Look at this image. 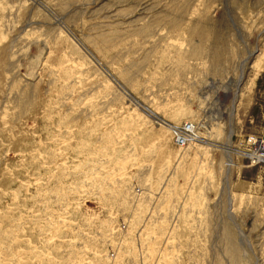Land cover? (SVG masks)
<instances>
[{
  "label": "rangeland",
  "instance_id": "obj_1",
  "mask_svg": "<svg viewBox=\"0 0 264 264\" xmlns=\"http://www.w3.org/2000/svg\"><path fill=\"white\" fill-rule=\"evenodd\" d=\"M257 149L264 0H0V264H264Z\"/></svg>",
  "mask_w": 264,
  "mask_h": 264
},
{
  "label": "bare ground",
  "instance_id": "obj_2",
  "mask_svg": "<svg viewBox=\"0 0 264 264\" xmlns=\"http://www.w3.org/2000/svg\"><path fill=\"white\" fill-rule=\"evenodd\" d=\"M149 116H151L152 117V119H154L155 121H157V122H159L160 123V121H159V119L158 118H156L155 116V114H148ZM155 115V116H154ZM184 126H186L187 127V129H188V133L189 134H186V135H183V137H184V139H182V142H180V143H178V142H175V145L177 146V148H179V149H184V148H187V147H189V146H192V145H194V143H195V141H196V138L198 137H196V134H195V128H194V126L192 125V124H184ZM183 126V127H184ZM169 129L171 130V131H175V127L173 128V127H169ZM174 134H177V129H176V131L174 132ZM173 134V135H174ZM175 141V140H174ZM254 157H259V156H263L264 157V150H262V149H257V151H255L253 154H252Z\"/></svg>",
  "mask_w": 264,
  "mask_h": 264
},
{
  "label": "built area",
  "instance_id": "obj_3",
  "mask_svg": "<svg viewBox=\"0 0 264 264\" xmlns=\"http://www.w3.org/2000/svg\"><path fill=\"white\" fill-rule=\"evenodd\" d=\"M189 134L188 133V129L186 126L178 128L177 129V134L173 135V139L175 140V142H182V139H184L183 135Z\"/></svg>",
  "mask_w": 264,
  "mask_h": 264
}]
</instances>
